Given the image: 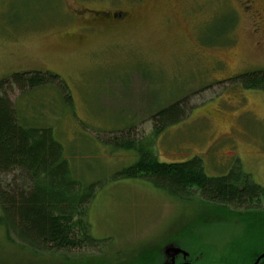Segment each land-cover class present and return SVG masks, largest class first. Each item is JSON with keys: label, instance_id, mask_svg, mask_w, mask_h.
<instances>
[{"label": "rangeland", "instance_id": "rangeland-1", "mask_svg": "<svg viewBox=\"0 0 264 264\" xmlns=\"http://www.w3.org/2000/svg\"><path fill=\"white\" fill-rule=\"evenodd\" d=\"M120 12L117 20L104 15ZM257 71H264V0H0L1 91L22 126L51 129L75 180L96 184L87 222L98 242L36 258L0 229V264L91 255L117 264L178 231H189L185 246L208 259L263 250V234L255 237L264 233L263 213L229 221L196 198L174 199L142 179L116 180L139 155L112 141L152 142L160 163L199 158L209 178L239 171L264 190V93L230 83ZM34 72L57 76L71 103L57 81L23 92L10 85L13 75ZM174 104L183 107L179 120L153 133L152 116ZM0 180L5 186L12 177ZM258 201L255 210L264 212ZM209 215L220 223H196Z\"/></svg>", "mask_w": 264, "mask_h": 264}, {"label": "trees", "instance_id": "trees-1", "mask_svg": "<svg viewBox=\"0 0 264 264\" xmlns=\"http://www.w3.org/2000/svg\"><path fill=\"white\" fill-rule=\"evenodd\" d=\"M48 80L57 81L63 98L70 104L71 98L65 84L48 73L15 74L10 85L23 92L25 89H35ZM230 83L243 90L264 93V71L238 75ZM4 85L6 82L0 84V177H12L5 186L0 180V229L4 232L5 240L13 244L14 238L19 243L16 246L36 258L41 254L56 256L63 251L95 247L98 242L89 235L87 213L97 189L96 184L82 186L72 177L62 148L54 140L51 129L21 125L22 121L8 92L1 91ZM182 108L174 104L157 111L152 116V132L157 133L166 125L176 123ZM112 141L117 148L139 155L133 166L114 176L116 180L142 179L174 199L191 202L196 198L203 207L228 216L229 221L246 222L260 216V213L264 214L263 210H255L258 200L264 203V190L239 171L209 178L199 158L179 163H160L151 149L152 142H136L127 136L112 138ZM193 194H198V197H192ZM208 219L209 222H202L204 219L201 216L196 223H220L215 216L209 215ZM255 235L262 239V230L256 231ZM145 250L125 262L145 264ZM243 250H230L227 258L216 264H251L264 249ZM90 258L96 257L91 255L71 260L62 257V264ZM96 259L100 261L98 264H106L101 258ZM259 264H264V260Z\"/></svg>", "mask_w": 264, "mask_h": 264}, {"label": "flooded vegetation", "instance_id": "flooded-vegetation-1", "mask_svg": "<svg viewBox=\"0 0 264 264\" xmlns=\"http://www.w3.org/2000/svg\"><path fill=\"white\" fill-rule=\"evenodd\" d=\"M119 14V15H118ZM118 14H104L106 16L113 17L114 20L120 19L124 16L123 13ZM89 27L84 26L82 27V30H88ZM248 234L252 230H247ZM263 237H264V233ZM189 236V231H178L176 234L172 236H168L164 241L156 243L151 246H147L142 249L147 252V262L145 264H216L219 263L221 260H223L225 257L227 258L228 254H225L219 258H210L208 259L206 254L201 255V248L199 250H192L185 246V242L187 241V237ZM256 236V235H255ZM258 241V240H256ZM142 252V251H139ZM138 252V253H139ZM264 253V250L260 252L258 256L254 258V260L251 262V264H254L256 259ZM201 256H200V255ZM261 259V261H263ZM118 261L117 264H127L128 262H125L126 260H115ZM258 263V264H259Z\"/></svg>", "mask_w": 264, "mask_h": 264}, {"label": "water", "instance_id": "water-1", "mask_svg": "<svg viewBox=\"0 0 264 264\" xmlns=\"http://www.w3.org/2000/svg\"><path fill=\"white\" fill-rule=\"evenodd\" d=\"M263 258H264V253L261 254V255L256 259V261L254 262V264H258L259 261H260L261 259H263Z\"/></svg>", "mask_w": 264, "mask_h": 264}]
</instances>
